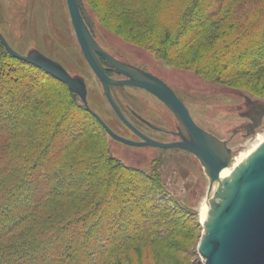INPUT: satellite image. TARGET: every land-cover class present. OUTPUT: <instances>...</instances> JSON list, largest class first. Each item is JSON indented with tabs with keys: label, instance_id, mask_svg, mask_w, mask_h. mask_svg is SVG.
<instances>
[{
	"label": "rangeland",
	"instance_id": "1",
	"mask_svg": "<svg viewBox=\"0 0 264 264\" xmlns=\"http://www.w3.org/2000/svg\"><path fill=\"white\" fill-rule=\"evenodd\" d=\"M115 1L78 0L94 38L113 55L167 82L188 107L195 122L227 142L234 154L231 166L236 169L264 140V119L250 133L252 122L246 116L253 102L264 104V55L262 63H255L249 69V61L257 56V49L264 43V17L250 35L242 39L234 36L231 41L225 40L223 31L218 29L197 33L200 28L196 24L203 18L201 14L198 17L193 13L196 20H189L191 14L185 12L191 8V0H140L132 3L126 14L113 11ZM134 24L138 26L134 27ZM0 32L20 54L39 50L62 64L72 76L84 78L91 109L117 130L119 136L137 140L119 120L100 81L86 62L66 0H0ZM51 79L54 83L58 81ZM111 94L129 120L152 138L160 136L138 122L131 109L154 125L182 127L171 111L144 89L112 87ZM74 95L70 98L71 95L61 86V98L70 99L76 106H84L79 96ZM95 130L101 131L97 127ZM106 134H103L102 142L106 143L104 146L108 147L110 156L127 167L154 176L161 188L158 200L162 201L159 203L169 205L174 212L180 211L176 212L177 217L178 213L181 215L180 224L174 230L176 234L181 233L176 240V254L161 246L140 244L142 254L138 257L148 264L157 259L166 260V264H205L198 246L204 233L202 210L210 195V180L200 161L180 150L160 151L152 147L124 145ZM114 212L115 207L111 208L113 217ZM138 220L136 214L119 221L112 218L111 224L122 227L130 223L133 227Z\"/></svg>",
	"mask_w": 264,
	"mask_h": 264
},
{
	"label": "trees",
	"instance_id": "2",
	"mask_svg": "<svg viewBox=\"0 0 264 264\" xmlns=\"http://www.w3.org/2000/svg\"><path fill=\"white\" fill-rule=\"evenodd\" d=\"M139 1L116 0L113 11ZM185 13L201 14L198 34L218 29L232 41L258 26L264 0H191ZM256 53L249 69L263 62L264 43ZM51 78L0 42V264H148L140 244L176 254L180 211L159 203L154 176L110 156L99 121ZM136 214L133 227L111 224Z\"/></svg>",
	"mask_w": 264,
	"mask_h": 264
},
{
	"label": "water",
	"instance_id": "3",
	"mask_svg": "<svg viewBox=\"0 0 264 264\" xmlns=\"http://www.w3.org/2000/svg\"><path fill=\"white\" fill-rule=\"evenodd\" d=\"M74 31L82 54L100 81L104 94L117 116L143 142L117 135L105 121L91 109L88 88L84 78L72 76L64 66L39 50L22 55L11 47L0 32V42L13 57L35 65L65 83L78 95L84 107L99 121L113 140L131 147L182 149L193 154L205 169L210 180L209 190L220 183L211 201V210L204 221V233L198 246L205 264H264V143L241 163L229 178L222 172L231 166L234 154L227 142L201 128L192 118L185 104L161 79L138 70L107 54L92 35L81 13L77 0H66ZM98 54L104 57L116 72L126 79H113L102 65ZM132 86L144 89L161 100L175 115L186 132L185 140L172 144L155 141L137 130L125 117L111 94V87ZM257 108L246 116L250 119V133L264 119V104L255 101Z\"/></svg>",
	"mask_w": 264,
	"mask_h": 264
},
{
	"label": "flooded vegetation",
	"instance_id": "4",
	"mask_svg": "<svg viewBox=\"0 0 264 264\" xmlns=\"http://www.w3.org/2000/svg\"><path fill=\"white\" fill-rule=\"evenodd\" d=\"M93 35V34H92ZM97 41V40H96ZM98 42V41H97ZM99 46L109 55H111L113 58H115L116 60L120 61L121 63L123 64H126V65H129V66H132L138 70H141V71H144L146 73H149V74H152L150 72H148L146 69H143L142 67L138 66V65H134L132 63H129L125 60H122L120 58H118L117 56L113 55L111 52H109L106 48H104L102 45H100V43L98 42ZM80 46V45H79ZM99 56V59L102 63V65L106 68V72L107 74L113 78V79H117V80H121V79H118V78H122V79H126L125 76L119 74L116 72L115 68L112 66L111 63H109L104 57H102L100 54H98ZM62 65V64H61ZM63 66V65H62ZM154 75V74H152ZM156 76V75H154ZM157 78L161 79L160 77L156 76ZM164 83H166L174 92L175 90L167 83L165 82L163 79H161ZM141 89V88H140ZM148 92V91H147ZM111 93H112V87H111ZM150 93V92H149ZM176 93V92H175ZM153 95V94H152ZM177 95V93H176ZM113 96V95H112ZM178 96V95H177ZM179 97V96H178ZM157 98V97H156ZM114 99V98H113ZM179 99L182 101V99L179 97ZM161 101V100H160ZM162 102V101H161ZM183 102V101H182ZM163 103V102H162ZM184 103V102H183ZM164 104V103H163ZM185 104V103H184ZM263 104V103H262ZM165 105V104H164ZM166 106V105H165ZM186 106V105H185ZM167 107V106H166ZM187 107V106H186ZM120 108V107H119ZM168 108V107H167ZM257 107L254 106L252 104V106L250 107L249 111H248V114L249 113H252V110H255ZM121 109V108H120ZM169 109V108H168ZM188 109V107H187ZM170 110V109H169ZM189 110V109H188ZM122 111V110H121ZM171 111V110H170ZM130 112L132 113V116L138 121L140 122L143 126L149 128L150 130L156 132L160 137H157V138H152L151 136L147 135L146 132H144V130L141 128V127H138V126H135L130 120L129 118L125 115V117L137 128V130L139 132H141L143 135L155 140V141H158L160 143H164V144H172V143H177V142H183L185 140V137L187 138L186 136V132H184L182 130V127L178 126V125H175L174 124V128H168V127H164V126H159L157 124H153L151 122H149L147 119H145L141 114H139L138 112L134 111V110H130ZM172 113V111H171ZM189 113H190V110H189ZM173 114V113H172ZM117 115V114H116ZM191 115V113H190ZM174 116V119L175 121L178 122V124L180 123L177 118L175 117V115L173 114ZM119 118V117H118ZM131 119V118H130ZM119 120L125 125V127L129 130V132L131 133V135L134 137V138H137V140H134V141H137V142H143V140L139 137V135H137L136 133H134L120 118ZM195 121V120H194ZM115 133H117V135H120L118 134L119 132L117 130H114L111 126H109ZM125 138V137H124ZM128 139V138H127ZM142 148V147H141ZM149 148V147H147ZM156 149H159L160 151L161 150H180L182 152H186V153H189L191 154L190 152H187V151H184L182 149H163V148H156ZM193 155V154H192ZM159 157H161L160 159H162V156L160 155Z\"/></svg>",
	"mask_w": 264,
	"mask_h": 264
},
{
	"label": "bare ground",
	"instance_id": "5",
	"mask_svg": "<svg viewBox=\"0 0 264 264\" xmlns=\"http://www.w3.org/2000/svg\"><path fill=\"white\" fill-rule=\"evenodd\" d=\"M107 124V123H106ZM264 143V140L261 144H259L257 147L255 146V148L253 150H251L246 156L245 158L243 159V161L246 160V158L248 156H250L258 147H260L262 144ZM243 161L241 163H243ZM236 169H234L232 166L226 168L222 174H221V178L224 179V178H229L232 173L235 171ZM220 187V183L219 184H216L212 190V192L210 193L209 197H208V200H207V203L205 204L203 210H202V224H204V221L206 220L210 210H211V201L213 200L215 194H216V191L218 190V188Z\"/></svg>",
	"mask_w": 264,
	"mask_h": 264
}]
</instances>
